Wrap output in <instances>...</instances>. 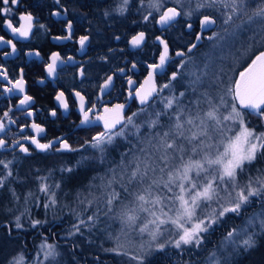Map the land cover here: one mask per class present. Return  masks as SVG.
Here are the masks:
<instances>
[{"label": "snow or ice", "instance_id": "snow-or-ice-1", "mask_svg": "<svg viewBox=\"0 0 264 264\" xmlns=\"http://www.w3.org/2000/svg\"><path fill=\"white\" fill-rule=\"evenodd\" d=\"M55 3L63 7L60 0ZM144 3L145 0H140L141 7ZM19 4L20 0H0V15L10 16L14 6ZM128 4L129 0H121L118 11L123 14L128 10ZM148 7L151 10L143 15V21L151 18L167 30L183 18L182 26L190 35L194 34L195 40L184 46L186 51L178 49L173 56L169 41L163 36L155 37L160 45L157 62L147 65V76L138 85L131 76L127 77V99L140 105L131 114H126L129 107L126 102L103 99L110 95L115 73L107 75L99 84L94 101L73 88L71 94L77 98L80 125H102L101 130L85 139L79 148H74L63 136L42 143L38 137L45 128L35 122L25 126L31 127L37 135L21 139L30 141L39 152H81L80 159L74 164L60 167L59 171L66 174L60 181L49 183L52 169L44 175L39 174V169L35 170L38 173L34 177L36 191L42 193L44 199L41 202L37 197L34 206L40 207L42 203L46 216L49 210L68 206L61 204L60 193L72 195L80 210L73 209L74 223L65 233L66 237H77L81 243L91 246L95 243L92 238L95 232L106 234L105 238L113 245L103 251L124 257L125 264H152L149 258L154 253L168 259L178 256L181 259L175 264H188L182 261L185 253L205 250L208 237L231 222L220 245L208 252L203 264H239L234 258L242 254L251 256L259 250L258 241L264 238V0H148ZM51 14L59 16L61 13L54 11ZM33 20V14L26 12L19 16V27L13 25L12 19H5L3 23L12 33L26 38L32 30ZM213 26H218L220 31L205 37L203 33ZM197 28L198 31H193ZM66 29L68 35L54 39L71 38V20ZM248 31L252 36L233 54L228 71L235 72L236 65L245 59L250 60L247 67L238 71L235 77L221 67L213 73L211 84L206 85L209 67L206 59L196 63L190 55L198 43L207 39L218 42L221 47L229 41L235 44L236 37ZM146 38V32L140 31L129 43L139 47ZM88 39L86 35L79 38L81 48ZM0 42L11 45L12 51H16L12 40L5 41L0 36ZM175 58H180L176 70L167 76V82L158 83L157 77L166 74V68L175 62ZM59 60L60 54L53 52L50 62L45 65L49 76L56 73ZM189 64L193 68L185 72ZM132 68H136L135 62ZM116 71L125 73L124 68ZM23 74L21 68L19 78L12 80L8 70L0 65V77L7 81L3 90L24 93ZM78 75L85 76L83 65ZM177 84L183 90H177ZM165 90L170 94L164 96ZM33 99L25 93L19 106L30 105ZM54 99L60 108L69 109L64 90L57 91ZM10 112L11 109L0 117V133L6 131L4 118L15 123ZM49 114L57 116L56 109H51ZM26 115L32 117L33 110L29 108ZM250 115L257 117L255 123L249 119ZM121 147L124 151L119 153L120 159L110 161L112 152ZM5 148L12 151L18 148L26 156L32 155L30 147L21 140L9 144L0 136V149ZM84 152L92 154L85 155ZM95 166L104 171H97ZM13 168V160L0 159V205L5 200L13 205L0 208V211L13 214L11 225L5 224L8 237H12L13 228L27 232L28 228L37 229L48 224L47 218L33 217L31 208L27 207L29 198L34 196L31 190L23 196L25 211L14 214V207L22 197L13 185L27 183V178L21 177ZM78 168L91 170L94 175L86 184L64 192V187L76 179ZM254 205L259 210L245 216ZM25 216L27 220L22 222ZM242 217V223L236 224L235 219ZM112 222L120 225L115 234L109 231ZM79 247L80 243L72 244L73 250ZM60 256L59 245L49 243L48 237L42 234L34 264H60ZM95 259L99 260V257ZM73 261L78 264L74 252ZM4 264H29L26 245L21 242L18 251L4 258Z\"/></svg>", "mask_w": 264, "mask_h": 264}, {"label": "flooded vegetation", "instance_id": "flooded-vegetation-1", "mask_svg": "<svg viewBox=\"0 0 264 264\" xmlns=\"http://www.w3.org/2000/svg\"><path fill=\"white\" fill-rule=\"evenodd\" d=\"M60 4L63 7L57 5L55 0H20V4L14 6L13 14L0 15V36H3L5 41L12 40L16 45V51L13 52L11 45L0 42V65L8 70L9 78L12 80L19 78L20 69L23 68L25 81L24 93L19 91L8 93L3 90L7 81L0 77V117H3L5 111L11 109L9 116L15 120L12 124L9 123L8 118H4L6 131L0 133V136L9 144L13 140H21V143L32 150V155L26 156L18 148L15 151L10 148L0 149V159L13 160L14 171L24 169L26 165L35 170L43 165L52 167L57 157L67 156L71 159L81 154V152L55 153L54 151L35 150V146L31 145L30 141L21 139L23 136L37 135L31 127H25L32 122L41 124L45 128V132L40 133L38 137L42 143L54 137L63 136L74 148H79L85 139H89L96 131L101 130L102 125L92 127L80 125V114L76 107L77 98L71 94L73 88L94 101L97 99L99 84L107 75L115 73L110 95H105L103 99L112 100V102H126L129 105L126 114L137 111L139 108L137 101L127 99L126 89L129 87L126 82L127 77L131 76L138 85L147 74V65L157 61L160 45L155 40L156 36H163L168 41L170 36L174 47L178 43L176 37L172 36V27L164 30L151 18L147 22L141 18L138 22L133 14H121L118 11L120 0H60ZM65 9L67 12L64 11ZM54 11H59L61 14L53 16L51 13ZM26 12H31L34 16L33 27L28 37L14 34L4 26L5 19H12L13 25L19 27L21 23L19 16ZM105 12L109 14L105 15ZM116 18L122 21L112 25V21ZM69 20L73 24L71 38L54 39L57 36L68 35L66 24ZM180 24H184L183 18ZM39 25L45 27L41 28ZM137 26L141 28L138 29ZM185 30L189 32L186 27H184ZM198 30L197 28L193 31ZM140 31L146 32V40L139 47L129 48V38ZM207 34V31L203 33L204 36ZM85 35L89 39L81 48L79 38ZM190 36L192 37L190 41H194V34ZM104 42H111V44L107 46ZM201 42L202 40L198 43V47ZM173 46L170 44V54L173 56L178 49L186 51L184 46L172 48ZM37 52L39 55H36ZM53 52H58L61 60L57 61L56 73L49 76L45 65L50 62ZM5 53L8 55L5 56ZM69 57L72 59H68ZM177 61L178 59L175 58V62ZM134 62L136 63L135 69L132 68ZM81 65L85 68L84 77L78 75ZM119 68H124L125 73L116 71ZM165 73L157 77L158 83L167 82V76L170 74L167 68ZM8 86L11 87L10 84ZM59 90H64L68 98L69 109L67 111L60 108L54 99ZM25 93L34 99L30 105L19 106V100ZM29 108L34 112L32 117L26 115ZM53 108L57 111L55 117L49 114ZM45 160H49L50 163L47 165Z\"/></svg>", "mask_w": 264, "mask_h": 264}, {"label": "trees", "instance_id": "trees-1", "mask_svg": "<svg viewBox=\"0 0 264 264\" xmlns=\"http://www.w3.org/2000/svg\"><path fill=\"white\" fill-rule=\"evenodd\" d=\"M128 10L125 11L124 13L130 15L133 14V16L137 19L138 22L141 21V18L143 17L144 11H141V6H140V0H129V4L127 6ZM137 9H140L138 11ZM123 19V17H122ZM122 19L116 18V20L112 21V25L117 24V22H121ZM120 20V21H119ZM137 28H141V26H137ZM110 29V28H109ZM136 29V28H135ZM172 36L176 37L177 44L175 47L173 46L174 44L172 43L173 40L169 36V41L170 44L173 46L172 48H178L183 47L189 43L191 40V36L187 30L184 31V27L180 23L176 24L175 27H172ZM122 34H124L123 31H121ZM128 34V33H127ZM126 34V35H127ZM107 46L111 44V42H104ZM203 40L199 44V48L203 46ZM178 60L180 58H177ZM248 62V59L244 60L243 63H241L239 66L236 67V72L242 68L246 63ZM175 63H170V65L167 67V72L171 73L172 71L176 70V67L174 66ZM164 81H160L162 84ZM175 83V82H174ZM177 90H183L180 88L179 84L176 85ZM170 92L168 90H165L163 93L164 96L169 95ZM128 114H131L128 112ZM143 119V117H141ZM249 119L252 120L254 123L257 121V117L255 115H250ZM124 151V147H121L117 149L116 151L112 152L111 156L109 157V160L111 161L113 158L115 160H118L120 158L119 153ZM83 154L85 155H90L92 154L91 152H84ZM81 154L78 156H73L71 159L70 157L68 158L67 156L63 157H57L56 162L53 163L52 170L53 173L50 177L49 183L60 181L62 174L59 169L61 166H67L69 164H74L77 160L80 159ZM46 164H49L50 161L46 160ZM107 166V164L105 165ZM104 166V167H105ZM258 167L260 165H257ZM51 167V165H50ZM97 168V171L102 172L104 168H101L99 166H95ZM24 169H21L18 172H21L22 175L19 173L21 177H26L27 181H30L33 179L34 182V177L38 174L37 172L32 170V173L29 175L27 172H25V167ZM14 172H17L16 170ZM48 169L47 167L44 168L43 170H40L39 173L47 174ZM83 172V184H85V181H88V179L94 175V173L91 170H85L83 168H78L76 170V174H81ZM80 184L76 183L73 185V182L69 183L66 187H64V192H69L70 189H74L78 187ZM14 187L17 186V184L13 185ZM42 200V195H40V201ZM69 207H63L59 211L57 210V215H53L52 219L47 218L48 224L39 226L37 229H31L28 228L27 232L23 231H17L13 228V235L12 237L7 236V228L5 227V224L8 223L11 225V219L10 216H3L0 217V240L2 242H5L6 240H9V242L13 243V247L11 251H14V248L17 247V249L20 246V243L23 242V244L26 245V255L28 257L32 256L31 254L36 250V245L39 240H42V234L46 235L48 237V242L49 243H57L59 245V248L62 250H67L68 255L71 257V264H76V262L73 261V252L75 253L76 256V261H78V264H122V262L118 261L116 256H114L113 253L109 252H102V251H95L97 246L95 245L93 247H88L85 249L81 248H76L75 250L72 249V244L73 243H78L77 242V237L68 238L66 237L65 233L69 230L70 225L73 223V221L69 220L68 216V211ZM258 206H253L248 209V211L245 213V216L251 214L253 211H258ZM41 211V208H37L33 211L34 212ZM53 212V211H51ZM61 214V215H60ZM60 215V216H59ZM243 218V217H242ZM242 218H236L235 223L239 224L240 220ZM231 226V222H229V225H227L225 228H218L214 234L208 237V239L205 242L204 249L205 250H193L191 253H185L182 257V261H187L189 264L192 263H200V261L204 258V255L209 251V250H214L215 246L218 245V241L223 237L224 232L227 230V227ZM110 243H106L104 245L108 246ZM103 246V245H102ZM101 246V247H102ZM96 247V248H95ZM258 248L259 250L252 253L251 256H248L247 254H242L236 256L234 259L239 262V264H264V238H261L258 241ZM7 252V250H0V264H4V258L7 256H10V252ZM175 251V250H171ZM99 257V260H96V257ZM247 257V258H246ZM149 259L152 260V264H175V261L178 259H181L178 256H173L171 259L166 258L164 255L160 253H154L152 257Z\"/></svg>", "mask_w": 264, "mask_h": 264}, {"label": "rangeland", "instance_id": "rangeland-1", "mask_svg": "<svg viewBox=\"0 0 264 264\" xmlns=\"http://www.w3.org/2000/svg\"><path fill=\"white\" fill-rule=\"evenodd\" d=\"M120 4H121V0H120ZM150 10L151 9L148 7V0H145L143 7H141V11H144V12H142L143 15H146L147 12ZM217 31H220V29L218 26H215L214 30L209 32L205 37L211 35L212 32H217ZM250 36H252L251 31H248L246 33H242L236 37L235 44H232V42L229 41L228 43L223 44L222 47L216 41H209L207 39H203L204 45L201 48H199L198 50L191 53L190 55L194 58L196 63H200V61L206 59L208 65H209L208 70H207L208 76L205 80L206 85L211 84L212 80L214 79L213 73H217L221 67H223L225 69V71H228V67H229L230 63L232 62L233 54L236 52V50L238 48L241 47L242 44H244L247 41V38ZM214 45H216V46L214 47ZM257 47H259L258 44H257ZM243 61H241L239 64H237L236 67L239 66L241 63H243ZM178 63H179V60L177 62H175V65ZM192 68H193V65L189 64L188 67L186 69H184V71L188 72V71L192 70ZM235 74H236V71L235 72L228 71V75H230V76L235 77ZM185 82H187V81L185 80ZM48 167H47L48 170L52 169L51 167H49V168ZM106 167L107 166H105L104 168H106ZM44 168H46V165L45 166L43 165L40 169L39 168L38 169L43 170ZM32 170L35 171V168L33 169L28 165L25 166V172H27L29 175L32 173ZM19 173L22 175L21 172H19ZM39 174L43 175L42 173H39ZM72 182H73V185L76 183L83 184V172L81 174H76V179L73 180ZM87 182L88 181H85V184ZM36 188H37V184L33 180L27 181V183H24V184H17V186H16L17 193L20 194L22 198H21L20 203L15 205L14 214L18 215L21 212L25 211L26 205L24 203L23 196L25 193H27L28 191L31 190L34 193V196L29 198L27 207L31 208L32 216L35 218H38V219H42V220L45 218H51L52 219L53 215H57V213H58L57 210L59 211L63 207H57L55 209L49 210L47 212V215L45 216V210L43 209L42 203H41V206H40L41 211H38V212L35 211L33 213V211L35 209L39 208V207H35L33 202L37 199V197L40 198V195H42L41 202L44 199L43 194L37 192ZM59 199L61 200L62 205H68L67 207H69V209H67V211H68L69 220L73 221V223H74L73 209H76L77 211H79L80 209L77 207V205L73 199V196L72 195L65 196L63 193H60ZM6 207H13V205H11L10 203H8L7 200H5L4 204L0 205V208H6ZM51 211H53V212H51ZM3 216H10L11 221L13 219V214L6 213L4 211H0V217H3ZM26 220H27V216L22 217V222L26 221ZM242 220H243V218L240 220L239 224L242 223ZM119 228H120L119 222H112L111 228L109 229V231H111L113 234H115L119 230ZM105 236H106V234H101L100 232H95L94 236L92 237L95 240V243L91 246H88L85 243H81L79 238H77V242L80 243L79 248H81V249H85V247L86 248H88V247L94 248V246L96 245L97 248L95 247L96 248L95 251L104 252L103 248L111 247L113 245V242L111 240L106 239ZM71 238L74 239V237H71ZM144 239L147 240L148 237L145 235ZM221 240H222V237L218 241V245L212 249L216 250V248L220 245ZM41 242H42V240H39L37 242L36 250H34V252L31 254L32 256L28 257L29 264H34L33 258L35 256V253L39 250V245ZM106 243H110V244L108 246L104 247V245ZM101 245H103V246L101 247ZM12 247H13V243L9 242V240H6L5 242H2L0 240V250H7V252H9L12 250ZM18 250H19V248L17 249V247H15L14 251H11L9 254L10 255L14 254V252L18 251ZM214 250H212V251H214ZM59 251L61 252V256L59 257L60 264H71L70 262H72V261H71V257L68 255V251L62 250L61 248H59ZM208 252H211V250H209ZM208 252L204 255V258L207 256ZM114 256H116L117 260L122 262V264H125V258L124 257H120V256H117L115 254H114ZM204 258L200 261V263L194 262L192 264H203ZM45 264H48V262H45Z\"/></svg>", "mask_w": 264, "mask_h": 264}, {"label": "water", "instance_id": "water-1", "mask_svg": "<svg viewBox=\"0 0 264 264\" xmlns=\"http://www.w3.org/2000/svg\"><path fill=\"white\" fill-rule=\"evenodd\" d=\"M160 27H161V26H160ZM213 27H214V26H213ZM213 27H211V29H212ZM211 29H210V30H211ZM130 40H131V37H130L129 40H128V46H129V48L133 49V48H135V47H133V46L129 43ZM156 42H158V41H156ZM158 43H159V42H158ZM158 56H159V55H158ZM157 60H158V58H157ZM156 62H157V61H156ZM248 63H250V60L248 61ZM244 67H247V64H246ZM244 67H243V68H244ZM243 68L240 69L239 71H242ZM236 75H238V72H237ZM146 76H147V74L145 75V77H146ZM145 77H144V78H145ZM144 78H143V80H144ZM143 80H142V81H143ZM137 104H138V102H137ZM138 106H140V105L138 104Z\"/></svg>", "mask_w": 264, "mask_h": 264}, {"label": "bare ground", "instance_id": "bare-ground-1", "mask_svg": "<svg viewBox=\"0 0 264 264\" xmlns=\"http://www.w3.org/2000/svg\"><path fill=\"white\" fill-rule=\"evenodd\" d=\"M49 167H50V166H49ZM49 167H48V168H49ZM51 168H52V167H51ZM31 180H33V179H31Z\"/></svg>", "mask_w": 264, "mask_h": 264}]
</instances>
